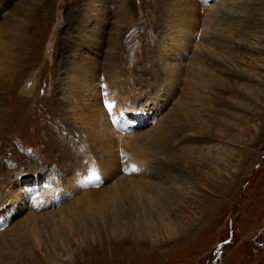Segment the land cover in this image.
<instances>
[{"label":"rangeland","instance_id":"1","mask_svg":"<svg viewBox=\"0 0 264 264\" xmlns=\"http://www.w3.org/2000/svg\"><path fill=\"white\" fill-rule=\"evenodd\" d=\"M103 1V42L93 48L102 70L98 99L81 111L60 90L85 0H0V27L14 26L0 32V88L13 80L9 108L0 111V264H264V0H235L231 9L226 0H199L202 24L182 62L186 72L166 85L167 98L154 109L145 102L166 81L160 42L175 23L167 12L176 0H124L122 11L118 0ZM203 7L220 15L207 22ZM205 40L215 52L204 50V69L190 70L192 46ZM112 51L120 87L108 80ZM34 73L36 90L21 94ZM140 96L146 99L135 106ZM101 123L121 141L104 135ZM108 153L118 156L120 176L135 170L130 176L147 184L144 213L120 214L108 200L110 217L85 211L88 199L103 196L104 186L94 184L102 179L81 176L91 184L85 191L68 179ZM48 179L61 187L49 207H36L33 194ZM93 190L100 193L85 196Z\"/></svg>","mask_w":264,"mask_h":264},{"label":"bare ground","instance_id":"2","mask_svg":"<svg viewBox=\"0 0 264 264\" xmlns=\"http://www.w3.org/2000/svg\"><path fill=\"white\" fill-rule=\"evenodd\" d=\"M198 1L199 0H197V1L196 0H192V1L191 0H176L174 2V4L172 5L171 10L169 9V13L167 12V15L169 17H171V18L174 17L175 23H173L170 26V28H168L166 30L167 35L164 34L165 36L163 35V38H162V40L160 42L161 49H160L159 53H160V58H162V60H161L162 62H161L160 65L163 67V71H162L163 75L162 76H163L164 79H166V81H163L162 88L160 86L161 90H159L157 92V94L154 97H152V99L148 98V100L145 102L146 105L147 104L152 105V109L157 107L156 104L158 103V100H161L162 97L163 98H167V96H164V94H165L164 91H165L166 85L169 84V82L171 83V81L176 79L175 76L179 75L178 74L179 71L180 72H184L185 71V69L182 66V62L188 56V55H186V53L188 54V51L191 48L190 47L192 45L191 43H193L191 41H194V37H195L194 29L196 28V26L198 24H202V22L200 21V19L198 17L199 16L198 15L199 14V10H201L200 7H199L200 3H198ZM85 3H86V9L84 8V12H82V15L79 17L77 25H76L77 33H76V35L74 37V40L72 41L73 44H72V47H71L72 48L71 49V54L68 57V61H67L66 67H63V72H62V75H63V78H62L63 79V82H62L63 85L62 86L63 87L60 90V92H61L60 94H61L62 98L64 100H66V102L70 103V106H74V104H75L76 107H80V108L82 106H84V105H85L86 108H90L89 102H91L92 99L94 101H96L98 99L97 98V94H96L97 88H98V87H96V85H97L96 81H97V79H98V77L100 75V72L102 70L99 69V67H98V65L96 63L98 58H96L95 56L98 54V52L94 51L93 48H94L95 45L98 46V47L101 46V44L103 42L102 35H103V29H104V26H105V24H104L105 21L104 20L102 21V19H104V17L106 18L105 12L107 11L106 8L103 6L104 5V1L103 0H85ZM226 4H228V8L230 7V9H231L235 5H237V1H235V0H228L227 1L226 0L225 2L222 3V5H226ZM118 8H120L121 9L120 11H122V9L124 8V0H118ZM211 8H212V6H211ZM203 9H204V7H203ZM204 10H205V13H207L205 15V18H207L206 19L207 22L209 20L211 21L212 17L214 15L215 16L213 18H216V16L220 15V11L219 10L218 11H216V10H211V11L209 10L208 11L206 9H204ZM175 12H178V13L176 14ZM168 16L166 17V19H168ZM60 21H61V18H60V20L58 22V25L60 24ZM213 24H212V26H213ZM13 27L14 26L11 25L8 22L5 25H1L0 32L5 31L6 29H11ZM204 28H206L205 27V23L203 25V33H202V36L204 35V37H205V35L208 33L209 28H206V29H204ZM197 33H198V31H197ZM118 37H119V34H118ZM49 38H50V40L47 41L48 42V46L46 48V55L48 56V58L50 60H53L52 59L53 58L52 54L57 49V46H56L54 51H52L53 48L55 47L53 44H56L55 43V41H56L55 40V38H56L55 33L53 32L52 34H50ZM205 41L207 42V44H203L202 41H201L198 44H196L195 46H192V48L194 47V50H193L194 60L190 58L191 60H193L191 62L189 61L190 64H191L190 65V70L193 67H198L199 69H204L203 58L206 56V55H204L205 53L203 54L204 50H205L207 55L212 54L213 52H215L212 49L211 40H205ZM189 43H190V45H189ZM118 44H119V42H118V39H116V38H114V39H112L110 41V45L113 46V47L115 46L114 50H116L118 48ZM92 52H95V54L94 55L91 54ZM113 55H114L113 51L110 52V57L108 59L109 63H108V60H107L108 65H110L109 72L111 73L110 77H108V80H110V78H111L113 80L112 81L113 82V86L114 87H120L121 85L123 86V84H121L119 82V81H122V80H118V77H119L118 73H117V71L116 72L114 71L115 68H113V66H112V65H114V60H113L114 56ZM216 55H217V53H216ZM115 63H116V60H115ZM187 65H189V64H187ZM115 66L116 65H114V67ZM187 69H189V68H187ZM115 70H117V69H115ZM36 79H37V77H36V74H35L25 84L23 83L24 84L23 85L24 88H23L21 94L26 95V96H31L34 93V91L36 90L35 89V87H36L35 85L37 84V80ZM9 81L11 83L10 85H7V86H5V85L3 86L2 85L3 87L0 88V111H3V110H5L8 107L7 99L10 97V96H8V94H9V91H10L11 86L13 84L12 83L13 80L9 79ZM7 84H9V83H7ZM108 86H109V84H108ZM110 87L112 88V84H111ZM169 89H170V86H169ZM123 90H124V88H123ZM86 95H88V96L84 97ZM122 95H124V92L122 93V91H121V94H119L120 98H121ZM148 95H149V93H148ZM99 96H101V95H99ZM119 96L117 98H119ZM90 97H92V99H89ZM145 99L146 98H144V96L138 97L136 99L137 101L134 103L135 106H138V104H141V102L143 100H145ZM83 100L84 101L87 100V103L84 104ZM163 100H165V99H163ZM81 102H83V103H81ZM98 103H100V102H98ZM91 104H95V103H91ZM59 106H61V104H59ZM85 107H82V108H85ZM95 107H96V105H95ZM82 108H81V111L83 110ZM86 108L84 109L85 111H86ZM90 109H93V107L90 108ZM127 111H126V113H127ZM142 112H143L142 110L133 111L131 116H133V117L136 116V118H137L139 116V114L142 113ZM76 113L77 112H75V114ZM78 114L81 115L80 112H78ZM85 114H86V112H85ZM80 115H77L78 118L80 117ZM7 116L10 118L9 115H7ZM3 117H4L5 120H7L6 119V115L3 114ZM93 117H94V115H93ZM91 119H92V116H91ZM93 119H96V121H97V117L93 118ZM89 120H90V118H89ZM116 121H117V118H116ZM98 122H99V120H98ZM86 124H87V122H86ZM108 124H109V122H108ZM90 125H91V123H90ZM100 127L104 128V130L106 131V133L104 135H106L107 137H110V140H114L115 139L116 141H118V140L121 139L119 133H117L114 130L113 127H108L105 123H101ZM154 135L155 134H153V136ZM127 139H129V138H127ZM143 143H144V141H143ZM87 153H89V152H87ZM117 157L118 156L116 155V153L115 154L108 153V154H104V155L100 154L99 158L96 155V158H98V159H95L93 157L95 159V163H93L92 162L93 159H91V161H90L91 168H87L89 170L86 169V170H83V171H77L76 173L74 172L75 175L72 176V178L68 179V181H70L71 184H72V181H74L73 185H71L72 187L76 183H79V184L82 185V189L84 191H85V188H87L91 184L88 183V182H85V181H84L85 183H83V178L81 176H85V175H89V174L92 175L93 174V175L99 176V178L102 179L101 182L99 180V182H94V184L98 185V186H104L103 189H102L104 191L101 190L102 193H103V196L100 197L99 202L92 201L91 199H88V200H90V204H86L85 205L86 206L85 211H91V212H93V215L94 214L97 215L101 211L105 213V209L107 208L106 201L108 200L109 203L112 205V208H113L114 211H117V209L121 206L120 209H119L120 214H121V212H124L126 209H130V211L133 214H138L142 210H143V213H144V209H145L146 203L149 201V198L146 196L147 191H148V190H146L147 184H143L141 182H137L131 177L132 175H135V174L137 175L139 173V172H137L135 170H129L125 175L123 174L124 176H120L119 175V170H118L120 167H118V164H117L118 161H115V159ZM84 160H86V159H84ZM132 162L136 163L134 161H132ZM144 162L146 164V161H144ZM128 164H129V162H128ZM138 164L140 165L139 168L142 169L144 167V163L142 161L138 162ZM142 172L146 173V170L142 169ZM130 174H131V176H130ZM150 183H148V185H150ZM151 186H152V184H151ZM60 187H61L60 182H56L55 179H52V180L48 179L43 185V189H42L41 194L37 193V192H35L33 194L34 195V197H32L33 201H34L33 205L36 206V207H41V208L49 207L50 206L49 205V201L51 200V198H53L50 193L53 190H58ZM90 191H92V190H90ZM94 191L95 190H93V192H91V193H89V192L85 193V196L86 197H88V196H96L97 194L100 193V192H96V191L94 192ZM151 192H153V191H151ZM50 203H51V201H50ZM3 205H4V207L8 206L7 203H3ZM1 208H3V207L2 206L0 207V215H1V212L4 210V209H1ZM105 216L106 217H110V215L106 214V213H105ZM90 217H91V219H94L92 215ZM1 218L2 217L0 216V231L2 229L1 225H2V222H3V220ZM156 220L159 223H161L163 226H166L167 228L170 227V222L169 223L166 222L165 218H163L162 216H160ZM6 223H7V221H6ZM152 224H154V223H152ZM116 226H118V225H116ZM33 230H35V229H33Z\"/></svg>","mask_w":264,"mask_h":264},{"label":"snow or ice","instance_id":"3","mask_svg":"<svg viewBox=\"0 0 264 264\" xmlns=\"http://www.w3.org/2000/svg\"><path fill=\"white\" fill-rule=\"evenodd\" d=\"M106 106L108 107L109 111H111L112 105L111 104H106Z\"/></svg>","mask_w":264,"mask_h":264}]
</instances>
